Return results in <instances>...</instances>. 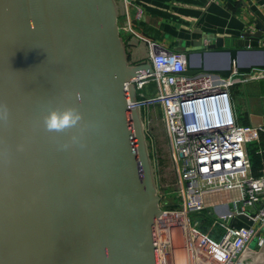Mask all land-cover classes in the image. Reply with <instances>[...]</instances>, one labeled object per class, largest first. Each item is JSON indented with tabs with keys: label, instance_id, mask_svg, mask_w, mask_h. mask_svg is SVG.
<instances>
[{
	"label": "water",
	"instance_id": "water-1",
	"mask_svg": "<svg viewBox=\"0 0 264 264\" xmlns=\"http://www.w3.org/2000/svg\"><path fill=\"white\" fill-rule=\"evenodd\" d=\"M122 14L120 0H0V264H158L159 195L126 99L152 69L147 45L122 39ZM183 58L186 76L264 70V47L221 38ZM65 113L75 122L47 127ZM240 257L264 264V245Z\"/></svg>",
	"mask_w": 264,
	"mask_h": 264
},
{
	"label": "built area",
	"instance_id": "built-area-1",
	"mask_svg": "<svg viewBox=\"0 0 264 264\" xmlns=\"http://www.w3.org/2000/svg\"><path fill=\"white\" fill-rule=\"evenodd\" d=\"M120 1L119 31L147 45L152 69L131 80L135 100L126 97L127 109L159 108L173 169L171 184L157 189L160 213L153 224L158 264H167L171 250L177 259L180 249V264L242 263L250 242L254 250L264 245V168L253 174L246 150L259 141L264 126L238 124L231 113L228 89L238 82L236 75H184L183 53L157 47L138 34L126 9L130 0ZM135 9L139 18L142 12ZM248 76L264 77V70Z\"/></svg>",
	"mask_w": 264,
	"mask_h": 264
},
{
	"label": "crops",
	"instance_id": "crops-1",
	"mask_svg": "<svg viewBox=\"0 0 264 264\" xmlns=\"http://www.w3.org/2000/svg\"><path fill=\"white\" fill-rule=\"evenodd\" d=\"M135 8L142 12L139 18L135 17ZM126 9L131 27L167 51L183 53L196 42L212 43L216 38H221L226 47H264V31L257 40L246 38V33L255 32L254 16L264 21V0H131ZM120 35L124 41L132 37L122 31ZM190 61L192 64L198 62L196 56ZM235 79L238 82L228 90L230 109L236 122L264 126V77L247 75L241 79L236 75ZM141 114L143 120L149 121L146 111L141 110ZM249 144L246 150L252 173L259 174L264 168V133L258 142ZM259 150L262 153H258ZM249 261L241 264L252 262Z\"/></svg>",
	"mask_w": 264,
	"mask_h": 264
},
{
	"label": "rangeland",
	"instance_id": "rangeland-1",
	"mask_svg": "<svg viewBox=\"0 0 264 264\" xmlns=\"http://www.w3.org/2000/svg\"><path fill=\"white\" fill-rule=\"evenodd\" d=\"M142 110L146 111V116L149 118V121H146V118L143 120L146 151L149 155L156 188L162 191L161 186L164 184H171L173 179V169L169 158L167 139L164 134L162 118L157 106ZM253 247L254 242L252 241L249 244V248L252 249Z\"/></svg>",
	"mask_w": 264,
	"mask_h": 264
},
{
	"label": "clouds",
	"instance_id": "clouds-1",
	"mask_svg": "<svg viewBox=\"0 0 264 264\" xmlns=\"http://www.w3.org/2000/svg\"><path fill=\"white\" fill-rule=\"evenodd\" d=\"M72 116L70 113H65L62 116H57L53 114L50 119L47 121V127L49 129L60 130L65 127H68L71 123H74Z\"/></svg>",
	"mask_w": 264,
	"mask_h": 264
},
{
	"label": "bare ground",
	"instance_id": "bare-ground-1",
	"mask_svg": "<svg viewBox=\"0 0 264 264\" xmlns=\"http://www.w3.org/2000/svg\"><path fill=\"white\" fill-rule=\"evenodd\" d=\"M174 250H171L169 251L166 256H165V259H166V263L167 264H180L179 261L181 260L180 258H182V256L184 255L183 252H182V249L180 250H176L175 252V257H177V259H174V257H172V252ZM174 253V252H173ZM177 260V261H176Z\"/></svg>",
	"mask_w": 264,
	"mask_h": 264
}]
</instances>
